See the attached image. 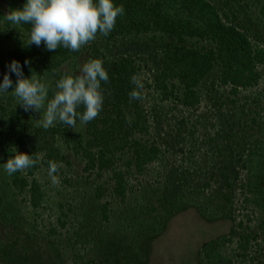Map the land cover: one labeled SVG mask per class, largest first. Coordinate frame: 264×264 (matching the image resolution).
<instances>
[{
	"label": "trees",
	"instance_id": "trees-1",
	"mask_svg": "<svg viewBox=\"0 0 264 264\" xmlns=\"http://www.w3.org/2000/svg\"><path fill=\"white\" fill-rule=\"evenodd\" d=\"M11 1L12 10L22 9L26 2ZM113 3L123 5L125 10L117 17L114 29L107 36L98 32L93 41L76 52L63 46L48 51L43 42L40 46L27 45L31 25L4 22L6 29L12 28L20 35L17 44L5 54L0 82L7 73L15 86L17 77L8 69L13 60L20 63L24 78L37 76L48 87V100L58 91L56 83L64 75L79 74L89 60L100 59L109 79L101 82L104 99L99 115L87 124L77 118L74 128L58 120L48 129L37 126L38 119L27 125L20 116L22 107H18L17 97L9 96L13 88L3 93V104L0 97V264H44L42 259L44 262V258L53 256L58 258L57 264H65V250H72L68 256L72 257V264H147L141 250L145 241L161 235L168 219L184 212L186 205L213 214L221 212L211 207L204 191L212 186L214 194L229 190L240 172L244 176L239 192L245 195L244 202L247 195L253 197V204L261 210V227L264 226V0ZM254 5L257 7L252 12ZM147 35L156 43L155 58L150 63L140 60L136 45L122 50L128 39L132 44ZM162 38L171 41L161 42ZM123 40L121 52L112 54V48L118 46L116 42ZM25 60L29 61L27 65ZM143 72L148 73L150 81L141 82L143 88L137 89L131 77L140 78ZM203 83L207 86L202 93L199 88ZM260 83L262 86L257 88ZM144 87L156 93L161 103L172 99V112L167 115L153 108L147 115ZM134 89L141 92L142 99H130L129 93ZM243 92L248 94L242 95ZM46 103L47 100L45 108L35 113L38 118L43 117ZM83 111V106L77 108L78 113ZM148 117L153 120L152 132ZM165 134L168 140L159 137ZM163 144L169 146L161 147ZM15 150L31 155L37 162L9 175L3 165L15 155ZM166 155H173V163L166 161ZM65 156L76 159L81 174L86 175L82 183L78 180L81 201L89 198L93 204L106 195L123 203L130 194L138 196L135 201L144 202L137 203V210L130 207L129 211L131 203L127 202L118 211L116 225L110 228L118 233L116 238L122 236L119 241L107 236L105 229L94 226L86 230L88 224L84 225L82 238L72 242L52 239L56 227L64 225L56 217V227L50 223L44 236H32L25 244L18 243L22 230L15 229L17 218L10 211L7 196L24 194L18 218H28L31 227H40L46 219L40 209L44 194L34 172L42 169L48 173L49 161L70 166ZM91 175L105 176L106 186L97 183L90 189L94 179H87ZM223 200L230 201L229 197ZM100 202L96 210L100 222L105 224L109 218L108 203ZM143 213L149 220L136 218ZM232 233L203 240L192 264H243L241 258L249 248V235L238 233L234 240V228ZM191 237H196L193 232L186 239L190 243ZM74 250L79 252L77 256ZM51 263L56 264L52 260ZM254 263L264 264L258 260Z\"/></svg>",
	"mask_w": 264,
	"mask_h": 264
},
{
	"label": "rangeland",
	"instance_id": "rangeland-1",
	"mask_svg": "<svg viewBox=\"0 0 264 264\" xmlns=\"http://www.w3.org/2000/svg\"><path fill=\"white\" fill-rule=\"evenodd\" d=\"M14 7V3H12L11 0H0V69L3 67L5 58V54L13 48L14 45L17 44L19 41V32L14 31L12 28L6 29L4 22L6 21L5 15L12 10ZM257 5H254L251 7V11L255 12ZM254 14V13H252ZM251 14V16H253ZM11 34V36L6 37V34ZM149 35L143 36L139 38L135 43L132 41V44L128 41L124 40L122 42H116L118 45L115 48H112V54L115 52H121V47L123 46L124 49L127 50L128 46L131 45L132 47L134 45L137 46V49L139 50L140 60H148V63L151 62L152 58H155V49L153 46H156V43L154 41H150ZM160 40V39H159ZM170 42V38H162L161 42ZM150 59V60H149ZM76 66L75 70H79L78 64H74ZM73 66V67H75ZM73 69V68H72ZM74 70V71H75ZM142 83H148L149 76L148 73H144L139 78ZM206 83V82H204ZM202 84L199 88L200 92H204L207 86L206 84ZM144 86V85H143ZM262 85L261 83L259 86H256L257 88H260ZM144 93V108L145 111L149 112V109H160L165 114H170L173 109L174 101L172 99H169L164 102H160L159 98L157 97L156 93H153L151 90L146 89L144 87L143 90ZM248 94L247 92H243L242 95ZM9 96H14L13 92L9 93ZM0 97L2 98V103L4 102L3 97H6V94L3 96V93H0ZM225 100L229 101L226 97H224ZM18 100V98H17ZM239 103V102H238ZM21 108V106H18ZM36 111L29 110L28 112H25L22 108V111L20 112V116L23 117L22 120L26 122L27 125H29L31 122H33L35 119H39L36 116ZM175 113V111H174ZM3 116V112L0 110V117ZM34 116V119H33ZM153 122L152 118L149 119L148 117V126H149V132H152V124ZM164 129L167 127L165 124H163ZM163 129V130H164ZM162 139L168 140V135L165 134L163 136H159ZM161 147L169 146V144H163L160 145ZM64 152V151H63ZM168 156V155H166ZM175 156V155H174ZM67 160H69L70 166H66L64 163H61L62 167L58 170V172L55 174L58 176L59 183L56 185L52 184L51 178L49 174L42 169H38L34 172V178L38 181L40 190L44 194V202L41 204L40 209L44 213L45 221L40 224L41 226H32L28 224V218L25 220H19V216L22 211H19V209H22V197H25V195H8L9 203L8 206H10V211L12 214L16 215L17 219H14L17 222L16 228H21V234L19 235V238L21 240H18L19 242H23L25 244L29 237L32 238H39L40 236H44L47 231V227L50 226V223L52 226H55L56 217H59L60 221L64 222V225L62 228L58 229L56 226V233L51 236L52 239L56 240H70L71 242L74 241V239L82 238L81 235L85 234L84 231V225L88 224L90 226L87 227L86 230L89 229V227H96L99 229H105V234L107 236H113L118 241L122 238V236H119L116 238V233L113 231L110 227L111 225H116V217L118 211H122V207L125 208V203L129 202L131 205L130 207H135V210H137V206L142 205L144 203L143 201H135V198L138 196L136 195H128L123 203H120L117 199H109V197H106V195L103 196L104 199L100 201H106L108 203V223H102L100 222V216L98 214V211L96 210L97 206L100 205V201H95L96 203L90 204L91 199L85 198L84 202L81 201L78 197V194L80 195L81 188L79 187L82 183V179L86 176L85 174H81L80 172V166H78L79 162H77L76 159L71 158V156H65ZM173 155L168 156L166 161L171 164L173 163ZM238 171V170H237ZM241 171V170H240ZM6 173V172H5ZM1 174V172H0ZM238 175V179L234 180L232 182V187L227 190H220V192H216L215 194L212 193L214 190V187L207 188L205 193V198H207V202L212 203L211 207L213 206L218 208L220 211H215L211 213V211L205 209H195L189 208L187 205L185 207L184 212L176 214L172 218H169L166 222V228L164 231L159 235L156 239L152 241H145L146 243L143 244L141 250L142 253H144L146 256H143L146 258L147 264H192L195 251L197 249V246L203 242V240H207L209 238H216L223 234H230L232 233V230L234 228V232L236 230V233L234 235V240L237 239L238 233H242L244 235L248 234L250 239V244L248 250L244 251L245 253L244 258H241L243 260V264H255L254 262L256 260L264 263V226L261 227L260 220L261 217L259 212H261L260 209H258L252 202L253 197H249L247 195V200L244 202V194L239 192V184L240 180H243L244 174L240 172V174L236 173ZM7 175V174H6ZM94 177L93 175L89 176L87 180L94 181L90 184L92 187L95 184H100L103 187L106 186V180L107 178L105 176H101V178ZM79 180V183H78ZM196 184V182H194ZM85 185V184H84ZM78 189V190H77ZM149 196V195H148ZM150 197V196H149ZM229 197L230 201L225 203L223 198ZM25 199V198H24ZM147 199V198H146ZM202 199V198H201ZM204 199V197H203ZM202 199V200H203ZM195 202V201H194ZM139 205H138V204ZM147 203V202H146ZM145 203V204H146ZM136 204V206L134 205ZM205 205L208 203H204ZM61 205V206H60ZM127 205V204H126ZM210 207V208H211ZM137 208V209H136ZM201 208V207H199ZM61 209V210H60ZM127 210V209H126ZM199 211V212H198ZM223 211V212H222ZM217 213H219L218 216H215ZM19 214V215H18ZM61 214H64L62 216ZM222 214V215H221ZM28 214L25 213V217H27ZM143 217V221L149 220V217L143 213L137 216L136 218ZM208 217L210 220L207 221L205 218ZM31 220V219H30ZM42 219H40L41 221ZM39 222H37L38 224ZM237 223H240L241 226L238 227ZM148 226V224L143 227L145 229ZM191 229V230H189ZM194 233L196 237H191V241L189 242L186 240L188 238V235L191 232ZM113 233V234H112ZM233 234V233H232ZM210 235V236H207ZM49 240V237L47 238ZM52 239L50 241H52ZM69 241V244H70ZM47 243V242H46ZM76 246V245H74ZM51 248V247H50ZM147 249V251L145 250ZM76 250V249H75ZM74 250V255H78L79 252ZM72 250H65V264H72V257L71 259L68 257L69 253ZM128 253V251H127ZM259 253L261 254V258L259 256ZM118 257V256H117ZM254 258L253 262L248 261V258ZM49 258V257H48ZM44 258V262L42 259V263L44 264H52L51 260L56 262L57 264V257L52 258ZM85 258V257H84ZM56 259V260H55ZM104 263V262H103ZM117 264L116 262H110L108 264ZM145 263V261H144ZM194 264V263H193Z\"/></svg>",
	"mask_w": 264,
	"mask_h": 264
},
{
	"label": "clouds",
	"instance_id": "clouds-1",
	"mask_svg": "<svg viewBox=\"0 0 264 264\" xmlns=\"http://www.w3.org/2000/svg\"><path fill=\"white\" fill-rule=\"evenodd\" d=\"M123 5H115L113 0H26L22 9L9 11L5 18L14 25L30 24V36L27 45L40 46L43 42L48 51H56L63 46L73 52L96 38L97 33L107 36L115 27L118 16L124 14ZM25 65L29 61L25 60ZM10 73L17 77L15 86L6 73L0 82V93L13 88V95L25 112L44 111L43 117L37 120V126L48 129L57 120L74 128L77 118L82 124L95 119L103 106L101 82H107L108 73L100 59H92L83 64L79 74L64 75L57 83L52 99L48 100V87L41 83L37 76L24 78L21 65L13 60L8 65ZM131 82L137 89H142L140 79L133 75ZM130 99H142L140 91L129 93ZM83 106V113L77 108ZM31 155L17 153L3 165L5 171L12 175L36 164ZM48 174L52 184L59 183L55 175L61 164L49 161Z\"/></svg>",
	"mask_w": 264,
	"mask_h": 264
}]
</instances>
